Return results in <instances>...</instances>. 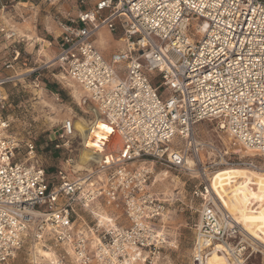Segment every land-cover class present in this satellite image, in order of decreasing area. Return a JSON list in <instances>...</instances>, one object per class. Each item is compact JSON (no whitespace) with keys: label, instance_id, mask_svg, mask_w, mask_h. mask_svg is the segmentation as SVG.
<instances>
[{"label":"built area","instance_id":"obj_1","mask_svg":"<svg viewBox=\"0 0 264 264\" xmlns=\"http://www.w3.org/2000/svg\"><path fill=\"white\" fill-rule=\"evenodd\" d=\"M78 3L76 15L57 21L53 63L82 89L110 127V140L88 169H73L67 159L48 174L38 160L21 161L1 116L3 88L15 79L0 77V264H12L27 244L52 251L54 264H155L167 213L152 189L156 166L199 180L191 190L202 202L190 264H207L212 253L224 254L226 264H247L253 249L215 204L208 176L222 166L261 169L253 158L264 159V0ZM103 30L121 34L123 48L109 59L96 44ZM203 121L216 123L220 146L195 136ZM74 130L66 121L58 138ZM202 153L210 155L205 163ZM24 154L35 159L31 141ZM102 205L120 209L125 225L113 216L101 221Z\"/></svg>","mask_w":264,"mask_h":264},{"label":"rangeland","instance_id":"obj_2","mask_svg":"<svg viewBox=\"0 0 264 264\" xmlns=\"http://www.w3.org/2000/svg\"><path fill=\"white\" fill-rule=\"evenodd\" d=\"M79 10L78 0H60L53 5L46 0H28V4L19 7L0 0V29H4V32H0V77L15 79L3 88L7 104L1 111V116L9 121V134L19 143V159L28 163L38 160L48 174L63 166L67 159L71 160L73 169H78L82 139L76 123L86 125L95 121H92V104L85 99L82 89L61 79L63 71L52 62L55 54L54 39L59 33L58 19L65 15H76ZM8 33H14L15 36L7 38L4 34ZM119 37V32L109 33L104 30L97 36V45L98 40H103L102 46L98 47L105 59L123 48V44L118 41ZM16 52L19 56L13 62L12 69H6L4 63L11 61ZM75 93L79 99L74 97ZM66 121H72L75 130L71 136L61 141L58 136ZM194 134L199 141L216 146L221 145V140L225 141L217 131L215 122H200L195 126ZM27 141L34 145V160H28L24 154V144ZM66 142L68 146L64 145ZM61 143V148L54 147ZM208 158L210 155L200 154L202 163L208 161ZM253 159L261 169L222 166L212 171L208 177L220 204L234 214L260 243L252 244L242 235L253 249L247 264H262L264 159ZM90 166L91 163L87 162L84 168L88 169ZM151 181L157 197L167 202V213L158 224L165 237V244L155 264H190L194 226L198 222V209L202 202L192 197L191 190L199 180L194 173L156 166ZM99 208L100 211L96 212L98 218L113 216L117 218L118 224L125 225L120 209L106 205ZM82 216L89 222L92 221L89 214L82 212ZM240 231L242 234L241 229ZM39 251L51 252L54 261L52 264L55 263L52 251L40 248L35 250L27 244L18 252L12 264H34Z\"/></svg>","mask_w":264,"mask_h":264},{"label":"bare ground","instance_id":"obj_3","mask_svg":"<svg viewBox=\"0 0 264 264\" xmlns=\"http://www.w3.org/2000/svg\"><path fill=\"white\" fill-rule=\"evenodd\" d=\"M103 40H98V45L101 47L103 42ZM119 42L121 40H118ZM53 62V59H52ZM61 79H65L63 76L61 77ZM72 84V83H71ZM71 84H69V86L71 87ZM73 85V84H72ZM76 86V85H75ZM73 88V87H72ZM76 88V87H75ZM73 93V92H72ZM77 93V92H76ZM75 93L74 97L76 99L78 98V95ZM92 114L93 115V122H90L86 125H82L80 123H76V127H77V131L80 134L81 137V144H82V148L80 151V156L79 157V161L80 164H78V170H83L85 164L90 160V159H96V157L94 156V153L97 152L98 150L102 149V144H104L105 142L110 140V135L112 131H106L105 129H110V127L105 124V122L98 117V115L95 113V111L91 108ZM94 116L96 117L94 119ZM101 125H103V127H101ZM189 165H191L192 161L188 160ZM208 188L212 193V197L215 199V204L221 209L223 208L224 210H226L219 202L216 193H215V188L213 186V184L211 183V181L208 179ZM230 215H232L233 219L236 221V223L240 226L241 230H242V235H244V237L246 238V240L248 239L252 244H258L260 245L258 239L253 236L250 232H248L242 225L240 220L232 213H230L228 210H226ZM99 219L102 221L104 218L103 217H99ZM107 220V219H105ZM37 248L40 247H34V249L36 250ZM42 249V248H40ZM258 252V251H257ZM38 254L36 255V258L34 259L33 263L34 264H42V262L44 264H52L53 261V256L51 252H46L43 253L41 251L37 252ZM38 258V259H37ZM264 262V260H263ZM262 262V264H263ZM207 264H226V259L224 254H216V253H212L208 259H207Z\"/></svg>","mask_w":264,"mask_h":264},{"label":"crops","instance_id":"obj_4","mask_svg":"<svg viewBox=\"0 0 264 264\" xmlns=\"http://www.w3.org/2000/svg\"><path fill=\"white\" fill-rule=\"evenodd\" d=\"M6 3H9L12 6L16 5L17 7H19L20 5L28 4V0H6ZM36 39H37V37H36Z\"/></svg>","mask_w":264,"mask_h":264},{"label":"snow or ice","instance_id":"obj_5","mask_svg":"<svg viewBox=\"0 0 264 264\" xmlns=\"http://www.w3.org/2000/svg\"><path fill=\"white\" fill-rule=\"evenodd\" d=\"M101 127H103V125H101ZM106 131H111V129H105Z\"/></svg>","mask_w":264,"mask_h":264},{"label":"water","instance_id":"obj_6","mask_svg":"<svg viewBox=\"0 0 264 264\" xmlns=\"http://www.w3.org/2000/svg\"><path fill=\"white\" fill-rule=\"evenodd\" d=\"M263 264H264V262H263Z\"/></svg>","mask_w":264,"mask_h":264}]
</instances>
